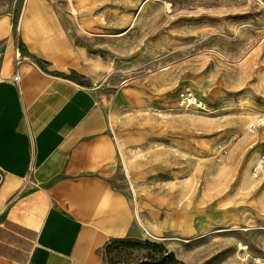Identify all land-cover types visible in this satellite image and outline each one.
<instances>
[{
  "label": "rangeland",
  "instance_id": "rangeland-1",
  "mask_svg": "<svg viewBox=\"0 0 264 264\" xmlns=\"http://www.w3.org/2000/svg\"><path fill=\"white\" fill-rule=\"evenodd\" d=\"M34 1L63 39L61 68L31 48ZM0 21L1 81L17 43L101 97L132 212L102 264L264 260V131L248 132L264 114V12L251 0H0Z\"/></svg>",
  "mask_w": 264,
  "mask_h": 264
},
{
  "label": "crops",
  "instance_id": "crops-1",
  "mask_svg": "<svg viewBox=\"0 0 264 264\" xmlns=\"http://www.w3.org/2000/svg\"><path fill=\"white\" fill-rule=\"evenodd\" d=\"M32 5L37 17L25 20L40 19L44 36L33 35L31 48L61 68L63 39ZM16 44L11 72L0 80V264H102L104 247L128 234L132 212L114 183L101 97L22 56L16 85Z\"/></svg>",
  "mask_w": 264,
  "mask_h": 264
},
{
  "label": "built area",
  "instance_id": "built-area-1",
  "mask_svg": "<svg viewBox=\"0 0 264 264\" xmlns=\"http://www.w3.org/2000/svg\"><path fill=\"white\" fill-rule=\"evenodd\" d=\"M253 4L264 12V0H251ZM23 58L21 57V52L19 49V46L16 44L13 50V66H14V72L11 77V80L18 85V67L23 62ZM179 101L182 105L187 107H195L198 109H201L202 103L199 101L198 98H196L191 93H180L179 94ZM256 130H263L264 131V114L258 115L253 122H251L248 125V132L254 133ZM263 161H264V155H263ZM242 264H264V260L260 258H253L251 261L244 260Z\"/></svg>",
  "mask_w": 264,
  "mask_h": 264
},
{
  "label": "bare ground",
  "instance_id": "bare-ground-1",
  "mask_svg": "<svg viewBox=\"0 0 264 264\" xmlns=\"http://www.w3.org/2000/svg\"><path fill=\"white\" fill-rule=\"evenodd\" d=\"M168 4V3H167ZM169 6V5H168ZM123 35V34H121ZM262 160L261 159H258L257 162H256V165H257V169H262Z\"/></svg>",
  "mask_w": 264,
  "mask_h": 264
}]
</instances>
